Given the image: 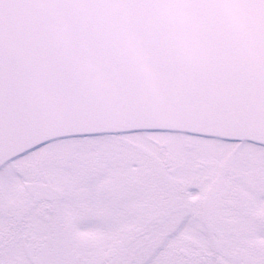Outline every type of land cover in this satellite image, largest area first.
<instances>
[{"label":"snow or ice","instance_id":"obj_1","mask_svg":"<svg viewBox=\"0 0 264 264\" xmlns=\"http://www.w3.org/2000/svg\"><path fill=\"white\" fill-rule=\"evenodd\" d=\"M0 264H264V0H0Z\"/></svg>","mask_w":264,"mask_h":264}]
</instances>
